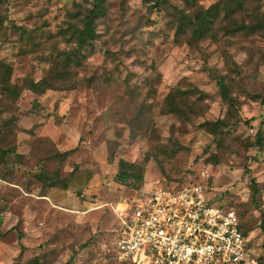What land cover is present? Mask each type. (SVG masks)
I'll use <instances>...</instances> for the list:
<instances>
[{"label": "rangeland", "instance_id": "1", "mask_svg": "<svg viewBox=\"0 0 264 264\" xmlns=\"http://www.w3.org/2000/svg\"><path fill=\"white\" fill-rule=\"evenodd\" d=\"M223 2L105 0L97 38L81 48L67 30L83 26L93 0H0V74L2 63L11 66L20 92L0 88V147L13 149L0 156V264H30L40 253L47 264H123L114 257L112 205L139 187L193 182L211 190L213 205L236 210L251 254L264 261V146L256 139L264 136V28L230 32L221 11L217 40L191 46L176 36L179 10L195 15ZM231 18L264 24V0H247ZM74 49L81 64L66 67L63 55ZM218 74L229 83L223 95ZM42 79L44 90L27 88ZM173 87L186 119L165 107ZM220 118L224 137L207 124ZM121 159L142 166L140 185L115 179ZM41 169L69 178L68 187L44 185Z\"/></svg>", "mask_w": 264, "mask_h": 264}, {"label": "built area", "instance_id": "2", "mask_svg": "<svg viewBox=\"0 0 264 264\" xmlns=\"http://www.w3.org/2000/svg\"><path fill=\"white\" fill-rule=\"evenodd\" d=\"M199 183L156 184L112 205L115 258L127 264H264L251 254L240 215L213 205Z\"/></svg>", "mask_w": 264, "mask_h": 264}, {"label": "trees", "instance_id": "3", "mask_svg": "<svg viewBox=\"0 0 264 264\" xmlns=\"http://www.w3.org/2000/svg\"><path fill=\"white\" fill-rule=\"evenodd\" d=\"M160 1L161 0H157V3L160 4ZM183 1L190 6H194L197 3V0H183ZM246 2L247 0H224L222 5L213 4L208 8L200 9L195 15L187 14L185 13V11L179 10L180 19L176 31L177 39L180 40L179 37L185 35L186 36L185 42L191 46L196 45L199 41L208 38L217 40L218 32L220 29L218 28L219 26H217V23L221 22L217 19V17H219L221 11L224 12V15L222 17L223 20L225 19L231 20L230 23H232L233 26H230L231 25L230 23L224 25L230 27V29L228 30L230 32H238L242 29L251 32L264 28L263 22H256L252 24H245V23L238 24L237 22H234L232 20L231 16L235 12L242 10ZM104 4H105V0H93L92 7L87 10V13L82 18L83 26L82 27L71 26L70 28H68L67 31H70V37H71V40H69L70 42L73 39H76L78 45L81 48L93 46V43L98 36L95 26L96 19L100 15L104 14V9H105ZM63 60L66 67L69 66L71 63H74L76 65L81 64V59L77 55V50L75 49L71 51H66L63 55ZM1 66L3 67V72L0 74L1 91L13 97H18L20 93L19 87L17 84H14L12 82L11 66L4 63H2ZM68 72H69L68 70H64L63 76L69 77L67 74ZM214 78L216 80L218 92L223 95L226 88L229 86V83L226 80V76L223 74H218L214 76ZM27 88L36 92L44 90V79L37 82L32 81L30 86H28ZM179 90H180L179 87L172 88V91L165 98V107L167 111L171 113H175L179 115L181 118L186 119L187 116L185 114V110L183 108H180L175 102V93L178 92ZM228 103L229 105H235V101L233 100V98H231ZM239 121H241V119ZM246 122H248V120H246ZM207 124L209 125V130L211 131L212 134L220 135L223 137L225 136L226 133L225 128L227 127V124L223 118H220L215 122H207ZM256 136H257L256 138L257 145L260 148H262L264 146V136H262L261 132H259ZM208 149H209V145L206 146V150ZM73 150L74 149H71L69 151H66L65 153L68 154ZM12 151L13 149L10 148L6 149L0 147V156L3 159H5ZM250 171H251L250 167H246L244 170V175L250 174ZM35 176L39 181H42L43 184L46 186H59V187L67 188L69 185V178L61 177L58 171L49 172L41 169L35 174ZM115 179L122 184H129L134 182V185L137 183H139L140 185L144 180V173L142 170V166L140 164H137L136 162H129L127 160L121 159L119 162V172L117 173ZM193 183H198V182H193ZM164 185L171 188H178L182 186L171 183H165ZM204 186L206 187V185ZM137 190L141 192L143 188L139 187ZM252 190L255 195L259 193V189L257 188V182L255 179H252ZM2 215H3L2 210L0 209V236L6 234L1 230L2 222H3ZM262 223H264V214L262 218ZM244 233L247 236L248 233L246 231H244ZM22 238L23 236L20 234V240ZM25 250H26V246L24 244H21V251L17 259H20L23 256ZM29 263L47 264L44 255L41 253L29 259ZM121 263L127 264L126 262H121Z\"/></svg>", "mask_w": 264, "mask_h": 264}, {"label": "crops", "instance_id": "4", "mask_svg": "<svg viewBox=\"0 0 264 264\" xmlns=\"http://www.w3.org/2000/svg\"><path fill=\"white\" fill-rule=\"evenodd\" d=\"M114 257H115V255H114Z\"/></svg>", "mask_w": 264, "mask_h": 264}]
</instances>
